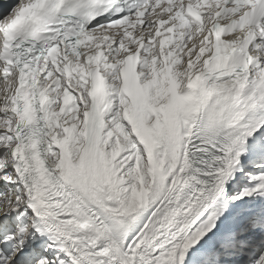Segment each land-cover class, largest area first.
<instances>
[{
    "label": "snow or ice",
    "instance_id": "6c2138e0",
    "mask_svg": "<svg viewBox=\"0 0 264 264\" xmlns=\"http://www.w3.org/2000/svg\"><path fill=\"white\" fill-rule=\"evenodd\" d=\"M0 264H264V0H3Z\"/></svg>",
    "mask_w": 264,
    "mask_h": 264
}]
</instances>
